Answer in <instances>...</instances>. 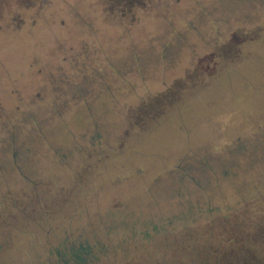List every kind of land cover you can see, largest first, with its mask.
<instances>
[{
    "label": "rangeland",
    "instance_id": "rangeland-1",
    "mask_svg": "<svg viewBox=\"0 0 264 264\" xmlns=\"http://www.w3.org/2000/svg\"><path fill=\"white\" fill-rule=\"evenodd\" d=\"M201 3L196 65L212 78L221 34L245 49L246 79L228 70L162 110L139 99L188 76L189 54L160 55L186 40L187 11L136 7L135 20L110 0H0V264H31L64 236L93 245L86 264H197L228 247L224 228L264 219V0ZM238 21L259 41L232 37ZM152 107L158 118L137 127Z\"/></svg>",
    "mask_w": 264,
    "mask_h": 264
},
{
    "label": "trees",
    "instance_id": "trees-1",
    "mask_svg": "<svg viewBox=\"0 0 264 264\" xmlns=\"http://www.w3.org/2000/svg\"><path fill=\"white\" fill-rule=\"evenodd\" d=\"M156 1L157 0H110V3L115 8H118V10H120V14L122 13L125 14V15L122 14L124 17H126V15L131 16V14H134L135 20L139 18V14L137 15L133 10H135L136 7L143 8L144 6L153 7V8L154 7L157 8L161 6L171 12L175 10L178 11V9L179 10L182 9L184 11H187L188 14L187 22L182 21V24H184L187 27V29L190 28V31H187L186 40L182 42H178L177 38L175 39L174 37H172L170 40L167 41L166 44L162 45L160 51L163 65H167L168 57H170L174 51L175 52L177 51L179 55L181 54V57L183 56L182 55L183 53L184 55L189 54L190 60L186 65H184L183 63L184 60L182 61L181 57L179 58V62L181 61V63H183L182 69L188 71V76H185L187 74H183V76L179 75L182 78L181 80L180 78H178L179 76L177 78H172L169 81L164 80L163 88L161 89V91L157 93H152L147 91L148 94L145 93L147 95L141 97L139 101L141 102L150 101L148 104L150 106L155 99H159L160 103H162L163 101L165 102V104H163L162 107H160L162 108V110L167 109L170 104L174 103V101H181L180 103L183 106L185 104V103L183 104V102L185 101H197L196 99L200 98V96H204L208 92V90H211L215 86L216 81L220 79V77H222V74L228 72V70H234L236 75H238L241 79H246L239 71L243 67H235L236 61L234 59V55L235 56L237 55L236 58L242 55L241 57L245 59L246 56L245 49H242L240 45L239 48L237 47L234 48L230 43L227 42L223 43L222 42L224 39L223 36L219 34L217 37L218 31L216 30L218 29V26L216 25H212L213 31L215 30V33L212 38L214 39L217 37L215 39V43H217L219 47L217 48L216 51H214L216 52L214 53L215 59L213 58L215 63L214 64L215 68L211 74L212 76L210 75L212 78L209 76L211 79L210 80L206 79V74L201 73L198 66L196 65V59L202 56L201 55L202 50L205 49L203 45L200 43L201 35L199 34V28L197 27V22L195 21L196 13H198V9L200 10V8H203V5L201 3V1L203 0H160L159 1L160 4L158 5H156L158 3V2L156 3ZM189 1H194L193 7L191 6V4H189ZM204 1H206L205 4L207 5V3L211 4L213 0H204ZM220 1L229 3L230 6H234L235 4L234 0H220ZM155 15H160V13L156 11ZM236 24L237 25L234 27L231 26L232 30L230 34L232 35V37H236V35H240L239 32H242L243 30H251L250 36H252L254 41L256 40L259 41L257 39L256 32L253 30V27L252 28L249 27L244 21H238ZM226 38L228 37L226 36ZM213 44L214 43L211 42V44H207V45H211L210 47L213 48L212 46ZM246 54H247V50H246ZM217 67L218 70L216 69ZM219 67H221V70L219 69ZM195 68H198V70ZM145 75L146 74L141 73L139 77L143 82L145 81L147 82V78ZM227 81L228 79L224 81L223 86L226 85L225 83ZM232 96L236 97L237 99L236 101H250V96H246V97L244 95L236 96L234 92L232 93ZM151 110H152L151 113L148 111L145 112L144 108L140 110V113L137 116V120L140 123L136 125L137 127L139 128L143 127L148 117H149L148 119L153 120V121L151 120L152 122H154L158 118L160 109L152 107ZM180 166L181 165L178 164L176 169H180ZM26 218L27 219L24 223L25 226L32 224L31 220L28 217ZM6 220L8 221L3 222L4 224L7 223L8 225L11 224L15 225V223L9 221L10 220L9 218L8 219L6 218ZM255 220H257V218ZM229 226L228 228L227 227L224 228V230H222V233H219V235H217V239L220 241L221 245L228 243L229 244L228 247L221 248L220 246L217 249H215V251L213 250L214 252H212L210 248H205L203 255L211 262L206 259L197 264H264V219H261L260 217L259 221L258 222L256 221L254 223V227H251L253 229L249 228L251 230L248 229L245 230L244 232L242 229L235 230V228L239 227L236 224H232L233 226L232 228ZM30 232H31L30 229L25 228L23 229V231H20L19 233L25 235L26 233L28 234ZM52 234L53 232L51 233V235H48L47 238L49 239L55 236V234L53 235ZM56 238L58 239L60 238L58 237V234H56L55 239ZM70 239L71 237L69 238V236L61 237L59 239V244L54 246L50 245L47 249H45V252H41V253L35 252L32 256V258H34V261L31 262V264H86L88 258L91 256L93 245L90 246L88 243H82L79 241H74L70 243ZM8 240H6V242H8ZM1 248H2V244H0V249ZM26 252L29 254V251ZM29 256L31 257L30 254ZM42 257L44 258L42 259ZM209 258H211L212 260ZM1 264H11V263L7 262ZM192 264H196V263H192Z\"/></svg>",
    "mask_w": 264,
    "mask_h": 264
}]
</instances>
